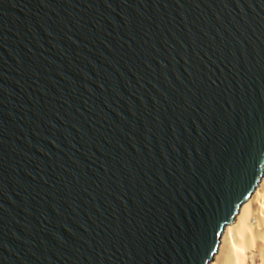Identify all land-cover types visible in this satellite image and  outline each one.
<instances>
[{"label": "water", "instance_id": "1", "mask_svg": "<svg viewBox=\"0 0 264 264\" xmlns=\"http://www.w3.org/2000/svg\"><path fill=\"white\" fill-rule=\"evenodd\" d=\"M264 175V0H0V264H207Z\"/></svg>", "mask_w": 264, "mask_h": 264}, {"label": "bare ground", "instance_id": "2", "mask_svg": "<svg viewBox=\"0 0 264 264\" xmlns=\"http://www.w3.org/2000/svg\"><path fill=\"white\" fill-rule=\"evenodd\" d=\"M207 264H264V175L234 222L223 226Z\"/></svg>", "mask_w": 264, "mask_h": 264}]
</instances>
